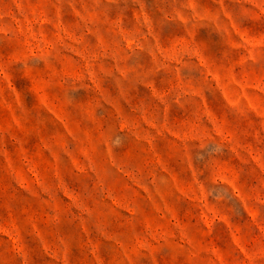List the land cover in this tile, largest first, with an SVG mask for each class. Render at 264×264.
<instances>
[{"label": "rangeland", "instance_id": "rangeland-1", "mask_svg": "<svg viewBox=\"0 0 264 264\" xmlns=\"http://www.w3.org/2000/svg\"><path fill=\"white\" fill-rule=\"evenodd\" d=\"M0 264H264V0H0Z\"/></svg>", "mask_w": 264, "mask_h": 264}]
</instances>
